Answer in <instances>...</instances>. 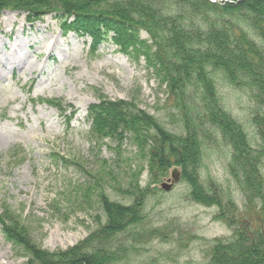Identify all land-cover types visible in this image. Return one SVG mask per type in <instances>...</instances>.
I'll return each instance as SVG.
<instances>
[{
    "label": "rangeland",
    "instance_id": "374dc122",
    "mask_svg": "<svg viewBox=\"0 0 264 264\" xmlns=\"http://www.w3.org/2000/svg\"><path fill=\"white\" fill-rule=\"evenodd\" d=\"M59 26L53 14L0 12V264H32L38 250L58 252L95 237L107 222L106 202L144 200L141 220L115 239L121 264H204L215 239L264 225V194L249 197L237 185L228 171L231 148L218 131L202 138L198 171L201 183L213 180L235 207L224 201L228 219L218 217L219 207L190 199L180 166L150 175L136 134L119 130L112 139L92 129L89 106L108 100L130 102L162 128L183 133L187 108L169 94L139 43L146 32L132 48L110 33L92 49L87 36ZM213 75L222 107L259 148L248 92ZM163 182L171 184L166 191Z\"/></svg>",
    "mask_w": 264,
    "mask_h": 264
},
{
    "label": "trees",
    "instance_id": "16d2710c",
    "mask_svg": "<svg viewBox=\"0 0 264 264\" xmlns=\"http://www.w3.org/2000/svg\"><path fill=\"white\" fill-rule=\"evenodd\" d=\"M2 10L23 11L27 18L53 14L61 30L88 36L93 49L110 33L124 43L133 42L129 44L132 48L138 34L146 32L147 39L139 43L153 59L169 94L182 99L187 108L181 122L183 133L162 128L153 116L130 102L108 100L89 106L92 129L112 139L118 138L119 130L136 134V148L147 156L150 175H164L170 165L180 166L190 199L219 207L218 217L228 219L224 201L230 210L235 207L224 200L223 189L213 180L201 183L198 171L202 138L207 131H218L231 148L230 175L249 197L262 198L264 0H0ZM214 73L248 92L255 105L252 123L259 148L251 146L241 122L222 107ZM149 129L151 136L138 135ZM142 193L144 189L138 191ZM142 202H106L107 222L95 237L58 252L38 250L29 263L121 264L115 239L141 220ZM204 264H264V225L237 228L229 240L215 239Z\"/></svg>",
    "mask_w": 264,
    "mask_h": 264
},
{
    "label": "water",
    "instance_id": "95a60500",
    "mask_svg": "<svg viewBox=\"0 0 264 264\" xmlns=\"http://www.w3.org/2000/svg\"><path fill=\"white\" fill-rule=\"evenodd\" d=\"M171 179L173 180V182L178 180V175L177 174H172L171 175ZM170 181V180H168ZM171 184L169 182H163L161 183L160 187L164 190H168L170 188Z\"/></svg>",
    "mask_w": 264,
    "mask_h": 264
}]
</instances>
